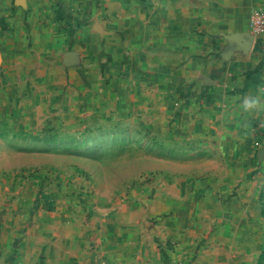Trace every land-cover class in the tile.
<instances>
[{
	"label": "rangeland",
	"instance_id": "rangeland-1",
	"mask_svg": "<svg viewBox=\"0 0 264 264\" xmlns=\"http://www.w3.org/2000/svg\"><path fill=\"white\" fill-rule=\"evenodd\" d=\"M73 47L22 76L0 121V196L25 195L37 212L65 204L48 252L71 249L62 225L78 219L101 224L92 264H264V113L230 130L205 78L160 81L158 68H138L116 82ZM1 239L0 264H20ZM41 254L22 264H68Z\"/></svg>",
	"mask_w": 264,
	"mask_h": 264
},
{
	"label": "crops",
	"instance_id": "crops-1",
	"mask_svg": "<svg viewBox=\"0 0 264 264\" xmlns=\"http://www.w3.org/2000/svg\"><path fill=\"white\" fill-rule=\"evenodd\" d=\"M260 6L264 0H0V121L8 101L22 97V76L42 64L60 65L54 51L64 53L73 44L77 60L109 70L116 82H129L138 68H158L160 81L188 78L192 83L201 76L224 103L229 129H243L247 122H238L245 114L239 98L264 88V38L254 36L248 24L252 10ZM16 197L0 196V235L1 242L16 249L20 264L42 251L68 264L74 259L92 264L100 248L99 221L82 228L78 219L63 222L61 239L70 240L71 249L54 254L48 251L58 240L55 227L60 224L54 225L53 212L64 209L63 200L51 203L52 212H37L34 199ZM46 216L53 225L38 223ZM149 250L155 260L157 248Z\"/></svg>",
	"mask_w": 264,
	"mask_h": 264
},
{
	"label": "clouds",
	"instance_id": "clouds-1",
	"mask_svg": "<svg viewBox=\"0 0 264 264\" xmlns=\"http://www.w3.org/2000/svg\"><path fill=\"white\" fill-rule=\"evenodd\" d=\"M239 107L242 112L250 115L264 113V88H259L240 97Z\"/></svg>",
	"mask_w": 264,
	"mask_h": 264
},
{
	"label": "built area",
	"instance_id": "built-area-1",
	"mask_svg": "<svg viewBox=\"0 0 264 264\" xmlns=\"http://www.w3.org/2000/svg\"><path fill=\"white\" fill-rule=\"evenodd\" d=\"M248 24L254 36L264 38V6L252 10Z\"/></svg>",
	"mask_w": 264,
	"mask_h": 264
}]
</instances>
